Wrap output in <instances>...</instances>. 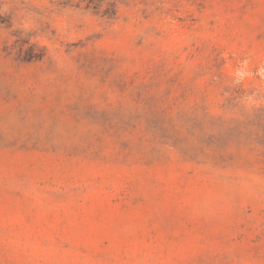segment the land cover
I'll use <instances>...</instances> for the list:
<instances>
[{
	"label": "rangeland",
	"instance_id": "374dc122",
	"mask_svg": "<svg viewBox=\"0 0 264 264\" xmlns=\"http://www.w3.org/2000/svg\"><path fill=\"white\" fill-rule=\"evenodd\" d=\"M0 264H264V0H0Z\"/></svg>",
	"mask_w": 264,
	"mask_h": 264
}]
</instances>
